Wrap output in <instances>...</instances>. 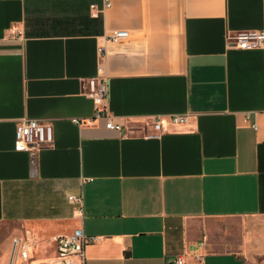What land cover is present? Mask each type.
Wrapping results in <instances>:
<instances>
[{"label":"crops","instance_id":"crops-1","mask_svg":"<svg viewBox=\"0 0 264 264\" xmlns=\"http://www.w3.org/2000/svg\"><path fill=\"white\" fill-rule=\"evenodd\" d=\"M109 1L0 0V223L31 264L77 229L100 238L84 264H264V47H228L262 29L263 0ZM100 73L120 131L84 95ZM24 120L52 145L16 151Z\"/></svg>","mask_w":264,"mask_h":264},{"label":"built area","instance_id":"built-area-1","mask_svg":"<svg viewBox=\"0 0 264 264\" xmlns=\"http://www.w3.org/2000/svg\"><path fill=\"white\" fill-rule=\"evenodd\" d=\"M104 6L109 7L110 1L103 0ZM130 34L127 31H117L112 33L105 41L109 44H118L128 40ZM228 47L238 50H252L264 47V0H263V27L260 31L238 32L232 37H228ZM100 59L105 56L104 47L98 48ZM84 95L92 101L94 108L93 120L104 121V126L108 130L120 131L122 125L112 121L108 109L109 80L99 74L90 78L85 83ZM187 116H172L167 121L161 117L150 119V133L142 132L144 137L158 138L168 132L169 125H182L187 122ZM72 123L81 125L82 121L73 120ZM255 128V126H254ZM132 133L131 131L128 132ZM53 143V127L49 121L24 120L17 123L14 133V149L18 152H29L34 149L48 148ZM68 201L81 209L83 205L82 196H69ZM100 238L87 237L81 229L75 230L71 235L58 236L54 239L55 257L48 264H84L86 245ZM13 252L22 261H27L29 252L24 243L19 239H13ZM175 264H183L178 258Z\"/></svg>","mask_w":264,"mask_h":264},{"label":"rangeland","instance_id":"rangeland-1","mask_svg":"<svg viewBox=\"0 0 264 264\" xmlns=\"http://www.w3.org/2000/svg\"><path fill=\"white\" fill-rule=\"evenodd\" d=\"M13 228L14 227L12 225L7 223H0V264H31L34 260H39V256H32V258L27 262L22 261L17 257V263L15 262L16 254H12ZM47 253L46 257L50 258L52 256L51 253ZM40 264H43V262Z\"/></svg>","mask_w":264,"mask_h":264}]
</instances>
